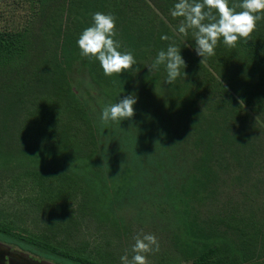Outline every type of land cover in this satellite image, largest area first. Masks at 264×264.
Returning <instances> with one entry per match:
<instances>
[{"label":"trees","instance_id":"1","mask_svg":"<svg viewBox=\"0 0 264 264\" xmlns=\"http://www.w3.org/2000/svg\"><path fill=\"white\" fill-rule=\"evenodd\" d=\"M32 1L38 30L0 29V193L13 198L0 201V243L121 264L144 229L159 245L149 264H264V18L201 64L171 15L178 0ZM96 12L115 17L139 72L106 76L81 55ZM173 43L187 67L171 85L147 66ZM132 93V119L101 120Z\"/></svg>","mask_w":264,"mask_h":264},{"label":"clouds","instance_id":"2","mask_svg":"<svg viewBox=\"0 0 264 264\" xmlns=\"http://www.w3.org/2000/svg\"><path fill=\"white\" fill-rule=\"evenodd\" d=\"M237 8L242 9L236 11ZM264 0H241L230 6V0H178L171 10L174 18H183L179 33L188 35L189 30L195 41L194 51L203 59L215 55V48L221 38L223 43L235 48L240 39L248 41L256 29L257 21L264 18ZM92 26L80 35L77 44L81 55L99 61L106 76L121 75L125 71L139 72L137 61L130 51H120L121 43L115 39L116 23L111 14L96 12L93 14ZM162 39L167 40V36ZM164 65L167 71L165 83L173 84L181 76V69L187 67L181 55V48L174 43L166 50L158 52L155 61L147 66L149 73ZM186 77L185 71L183 72ZM137 103L135 93L124 96L115 104L105 107L102 111L103 122H121L130 120L135 115L134 105ZM240 104L244 101L240 100ZM159 250L157 238L152 234H144L135 238L132 246L134 255L129 260L127 255L121 257V264H149L148 253Z\"/></svg>","mask_w":264,"mask_h":264},{"label":"rangeland","instance_id":"3","mask_svg":"<svg viewBox=\"0 0 264 264\" xmlns=\"http://www.w3.org/2000/svg\"><path fill=\"white\" fill-rule=\"evenodd\" d=\"M39 4L31 0H0V29H20L31 28L38 30L41 24L39 15ZM239 199L240 196H234ZM0 201L10 204L13 198L6 193H0ZM146 234L144 229L137 230V236ZM33 259L42 261L36 256H31Z\"/></svg>","mask_w":264,"mask_h":264},{"label":"water","instance_id":"4","mask_svg":"<svg viewBox=\"0 0 264 264\" xmlns=\"http://www.w3.org/2000/svg\"><path fill=\"white\" fill-rule=\"evenodd\" d=\"M0 264H54L47 261H38L25 253L13 250L0 243Z\"/></svg>","mask_w":264,"mask_h":264}]
</instances>
